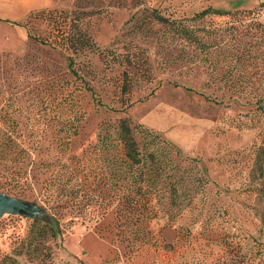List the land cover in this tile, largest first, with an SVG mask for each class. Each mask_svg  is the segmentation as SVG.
Here are the masks:
<instances>
[{
    "label": "rangeland",
    "instance_id": "374dc122",
    "mask_svg": "<svg viewBox=\"0 0 264 264\" xmlns=\"http://www.w3.org/2000/svg\"><path fill=\"white\" fill-rule=\"evenodd\" d=\"M260 3L61 0L39 9L67 14L75 37H89L90 48L77 52L31 40L28 14L0 23V192L36 204L46 217L0 216V264H96L99 253L108 254L105 264L134 258L264 264V198L251 173V149L264 135V109L256 104L264 93V6L262 29L246 27L247 18L234 25L242 39H203L213 43L207 52L182 39H159L162 27L150 20L152 9L179 19L207 7L254 13ZM229 20L212 16L200 24L225 27ZM30 27L48 32L39 21ZM246 30L255 33L252 39ZM250 44L255 48L247 54ZM120 118L136 126L141 145L146 132L170 144L184 177L177 197L159 184L157 197L142 200L148 244L140 239V222L120 223L137 217L124 210L131 204L112 196L117 167L111 159L120 149L98 143L107 134L115 145L111 127L102 129ZM118 187L126 197L122 182ZM47 220L57 225V236L42 229ZM86 233L106 251L90 247L87 235L81 243Z\"/></svg>",
    "mask_w": 264,
    "mask_h": 264
},
{
    "label": "trees",
    "instance_id": "16d2710c",
    "mask_svg": "<svg viewBox=\"0 0 264 264\" xmlns=\"http://www.w3.org/2000/svg\"><path fill=\"white\" fill-rule=\"evenodd\" d=\"M263 6L264 3L258 4L256 7L257 12L254 13L250 10L223 11L207 7L190 18L179 19L165 17L160 11L152 9L150 20L155 21L162 27L159 39H182L187 43L195 44L200 51L207 52L213 43H207L203 39H215L216 36H218V39H221L223 36H228L230 37L229 39H242L245 34L238 31L239 26L234 25L236 23L241 25L240 22L247 18L249 19V23L246 27H250L254 31L257 28L262 29V24L258 21V13ZM212 16H229L231 20L225 22L227 24L225 27H206L204 24H200ZM27 19L26 26L29 29L27 36L35 42L57 48L61 51L70 50L77 52L90 48L88 43L89 37L82 32H79V35L75 37L71 20L63 12L38 10L30 12ZM32 20L44 23L48 27L46 36L40 35L36 28L31 29L30 23ZM245 33H248V31L246 30ZM248 34L249 39H252L255 35V33ZM254 48L255 45L250 44L248 47L244 46L243 51L249 54ZM242 57L245 59V55ZM68 60V67L71 69V57H68ZM121 90L122 92H126L127 86L123 84ZM261 103L262 106L259 105ZM256 104L258 109H264L263 92L256 96ZM105 127L102 130L111 127L110 136L115 145L107 143V139H109L107 134L101 136L99 134L98 143L100 148L105 150V148L114 149L119 147L120 149V155H113L111 159L117 167L114 171V179L116 181L113 183L116 190L113 191L112 196L118 200L124 199L122 200L124 204L130 203V207L123 206L124 210L137 214V217L133 215L124 216V220H120V223H127V226H133L137 222H140L142 226L140 239L143 244H148L149 232L141 204L142 200L149 201V199L157 197L162 189V187H159V184L165 185L168 194L175 198L177 197V191L181 188L184 181L183 175L177 174L179 169L172 163L170 158V153L174 148L164 140L160 141L158 136L149 132L145 133V143L141 145L135 139L134 129L136 126H131L126 118H120L115 124L106 125ZM251 150L254 154L251 173L254 185H256L255 191H257L261 198H264V135L260 144L254 146ZM118 182H122V186L124 185V189L127 192L125 193L126 197L118 195ZM138 204L141 205V208L137 207ZM147 212L151 214V207H147ZM261 221L264 223V217H261ZM42 229H45V232L48 230L50 237H55L59 233L57 225L50 220L43 222Z\"/></svg>",
    "mask_w": 264,
    "mask_h": 264
},
{
    "label": "crops",
    "instance_id": "0c3cea01",
    "mask_svg": "<svg viewBox=\"0 0 264 264\" xmlns=\"http://www.w3.org/2000/svg\"><path fill=\"white\" fill-rule=\"evenodd\" d=\"M61 0H0V23L8 21H21L31 11L45 9L52 7L54 4L60 3ZM21 32V29H18ZM88 236L91 239L89 246L93 244L95 248H105L99 243H96L94 236L91 233H86L81 237V243L84 236ZM106 251V250H105ZM108 259V254L99 253L96 264H105ZM114 264H145L142 260L131 259L130 261L118 260Z\"/></svg>",
    "mask_w": 264,
    "mask_h": 264
},
{
    "label": "water",
    "instance_id": "95a60500",
    "mask_svg": "<svg viewBox=\"0 0 264 264\" xmlns=\"http://www.w3.org/2000/svg\"><path fill=\"white\" fill-rule=\"evenodd\" d=\"M3 213L21 215L30 219H45L39 207L29 201L14 198L0 192V216Z\"/></svg>",
    "mask_w": 264,
    "mask_h": 264
}]
</instances>
